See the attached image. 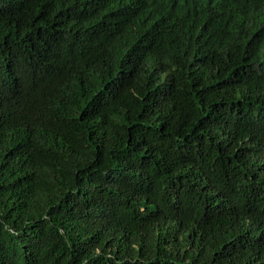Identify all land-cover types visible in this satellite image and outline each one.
I'll return each mask as SVG.
<instances>
[{
	"label": "trees",
	"instance_id": "obj_1",
	"mask_svg": "<svg viewBox=\"0 0 264 264\" xmlns=\"http://www.w3.org/2000/svg\"><path fill=\"white\" fill-rule=\"evenodd\" d=\"M0 264H264V0H0Z\"/></svg>",
	"mask_w": 264,
	"mask_h": 264
},
{
	"label": "clouds",
	"instance_id": "obj_2",
	"mask_svg": "<svg viewBox=\"0 0 264 264\" xmlns=\"http://www.w3.org/2000/svg\"><path fill=\"white\" fill-rule=\"evenodd\" d=\"M198 7L206 10L213 17L224 15L229 8L236 3L247 2L248 0H190Z\"/></svg>",
	"mask_w": 264,
	"mask_h": 264
}]
</instances>
